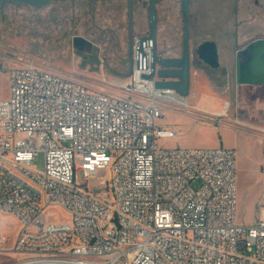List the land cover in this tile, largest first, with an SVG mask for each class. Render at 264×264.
<instances>
[{
	"label": "built area",
	"instance_id": "1",
	"mask_svg": "<svg viewBox=\"0 0 264 264\" xmlns=\"http://www.w3.org/2000/svg\"><path fill=\"white\" fill-rule=\"evenodd\" d=\"M139 40L131 77L108 89L36 58L10 69V98L0 100V215L22 228L20 264H264V205L257 224L237 221L236 151L158 144L180 136L158 121L186 100L142 79L152 74V47L138 70ZM104 170L111 180L97 194L89 182ZM53 208L72 222L45 221Z\"/></svg>",
	"mask_w": 264,
	"mask_h": 264
},
{
	"label": "rangeland",
	"instance_id": "2",
	"mask_svg": "<svg viewBox=\"0 0 264 264\" xmlns=\"http://www.w3.org/2000/svg\"><path fill=\"white\" fill-rule=\"evenodd\" d=\"M178 1L179 25L181 32H184L181 0ZM227 1L230 3L233 0ZM253 1L249 0L251 12L239 17L240 30L247 31V36L241 42L243 46L257 38H264V0H260L263 7H254ZM159 2V24L164 25L169 36H172L176 26L173 10L171 8L164 14L162 10L166 0ZM190 6L192 11V3ZM193 9L197 7L193 5ZM143 10L146 14L149 12V0H136L134 40L139 37L137 26L140 23L139 13ZM144 20L147 22L148 19ZM231 26L234 29L236 21ZM147 33H150V28ZM172 38L169 37L168 41L172 42ZM28 58H36L57 73L74 75L96 87L108 89L113 83L119 85L126 78L111 70L121 75H128L130 70L128 1L74 0L51 2L42 8L8 0L5 4L0 2V100L10 98V69ZM230 91L233 101H230L229 118L223 119L233 125L234 130L225 131L229 128L220 121L199 124V128L194 130L196 125L188 121L175 125L180 131L178 138L162 140L158 144L170 150H235L237 221L239 225L249 227L259 222L264 205V86L232 85ZM214 98L217 102L220 100L218 95ZM238 116L246 120L245 125L249 129L238 131ZM175 120L176 117L168 111L158 125L174 126ZM210 125L213 127L210 128ZM204 142H214L217 147H203ZM34 167L38 171L44 170L43 155L36 159ZM110 180L111 172L104 170L91 178L89 187L97 194H104ZM47 214L44 217L47 222H72V218L58 208L49 210ZM21 232L22 228L15 217L0 215V236L6 239V246L0 248V264L21 263L22 258L14 253Z\"/></svg>",
	"mask_w": 264,
	"mask_h": 264
},
{
	"label": "crops",
	"instance_id": "3",
	"mask_svg": "<svg viewBox=\"0 0 264 264\" xmlns=\"http://www.w3.org/2000/svg\"><path fill=\"white\" fill-rule=\"evenodd\" d=\"M192 3V11L190 6V42L193 51L201 46H205V50L210 57H216L217 65L210 64L206 59L194 62L191 71V87L190 94L185 99L186 106L178 107L175 111L172 107L168 108L169 114L176 117L174 126L180 125L188 121H192L196 127L202 123H216L220 121L222 124H228L222 115L225 110V104L232 102L231 87L237 85V66L235 57L239 49L243 48L242 40L247 36V31L237 30L231 26L233 21L237 20V15L234 8V0H190ZM226 2V4H225ZM248 0H242L240 3L241 10L239 17L248 14L251 11L248 6ZM164 14L172 8L173 20L176 24L174 33L169 36L167 28L159 24L161 3L158 0V51L166 57H178L183 48L184 32L180 30L179 22V1L166 0L163 4ZM193 5L197 9H193ZM224 5V6H223ZM243 9V10H242ZM140 23H138L139 37H147L149 33V12L141 11L139 13ZM148 19L145 22L144 19ZM172 20V21H173ZM239 33V35H238ZM238 36V38H237ZM169 37H173V41H168ZM246 46V45H245ZM198 62V63H197ZM219 96L217 102L215 96ZM167 111V113H168ZM238 122L245 124L246 120L242 116L236 118ZM209 125V124H208ZM207 125V126H208ZM213 127L212 125L209 126ZM228 127V126H226ZM225 131L234 130L230 127ZM201 130H205L200 127ZM180 132V131H179ZM203 147L216 148L214 142H204Z\"/></svg>",
	"mask_w": 264,
	"mask_h": 264
},
{
	"label": "water",
	"instance_id": "4",
	"mask_svg": "<svg viewBox=\"0 0 264 264\" xmlns=\"http://www.w3.org/2000/svg\"><path fill=\"white\" fill-rule=\"evenodd\" d=\"M7 0H0L5 4ZM33 7L42 8L51 2H68L74 0H8ZM105 1V0H102ZM128 1L129 18V43H130V70L128 75H116L130 78L133 72V44H134V7L136 0ZM158 0H149V28L147 37L139 40L138 70L148 68V54L144 53L145 47H152V74L142 75V79L156 78V88L171 90L180 98L186 99L190 94L191 71L194 66V51L190 42V0H181L182 13L184 16V54L181 58L166 57L158 51ZM205 46H201L199 51ZM197 51V56H200ZM214 59V57L212 58ZM216 60V57H215ZM217 61V60H216ZM237 85L264 86V40H255L240 51L237 61Z\"/></svg>",
	"mask_w": 264,
	"mask_h": 264
},
{
	"label": "flooded vegetation",
	"instance_id": "5",
	"mask_svg": "<svg viewBox=\"0 0 264 264\" xmlns=\"http://www.w3.org/2000/svg\"><path fill=\"white\" fill-rule=\"evenodd\" d=\"M241 1L242 0H234V9H235V12H236V15H237V20H236V28H237V30H240V28H239V13H240V8H241V6H240ZM252 4H254V7H263V4L261 3L260 0H254ZM248 5L250 6V8L252 7L250 2H248ZM238 35H239V33H238ZM237 38H238V36H237ZM259 39L264 40V38H257L256 40H259ZM253 41H255V40H253ZM253 41H251V42H253ZM246 46H244V47H246ZM191 48H192V46H191ZM243 48L239 49V51H238V53H237V55L235 57L236 66H237L238 57L240 55V51ZM184 49L185 48H184V41H183V48L181 49L180 55L178 57H173V58H181V57H183ZM199 49H200V47L197 50L194 51L195 53H194V57H193V62H196L197 61L196 59H198V60L206 59L210 64L217 65V61L215 59H212V57L209 56V54L205 50V48L201 49L200 51H199ZM192 50H193V48H192ZM197 51H199L200 56H197V53H196ZM236 77H237V73H236Z\"/></svg>",
	"mask_w": 264,
	"mask_h": 264
}]
</instances>
